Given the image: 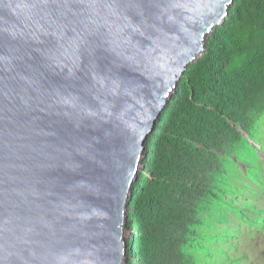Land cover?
I'll list each match as a JSON object with an SVG mask.
<instances>
[{
  "label": "water",
  "instance_id": "1",
  "mask_svg": "<svg viewBox=\"0 0 264 264\" xmlns=\"http://www.w3.org/2000/svg\"><path fill=\"white\" fill-rule=\"evenodd\" d=\"M233 1L0 0V264H125L145 140Z\"/></svg>",
  "mask_w": 264,
  "mask_h": 264
},
{
  "label": "trees",
  "instance_id": "2",
  "mask_svg": "<svg viewBox=\"0 0 264 264\" xmlns=\"http://www.w3.org/2000/svg\"><path fill=\"white\" fill-rule=\"evenodd\" d=\"M263 126L264 0H234L145 140L125 264H238L231 224L264 222Z\"/></svg>",
  "mask_w": 264,
  "mask_h": 264
},
{
  "label": "rangeland",
  "instance_id": "3",
  "mask_svg": "<svg viewBox=\"0 0 264 264\" xmlns=\"http://www.w3.org/2000/svg\"><path fill=\"white\" fill-rule=\"evenodd\" d=\"M261 141L262 150L264 151V126L261 132ZM259 199L260 200L257 199L255 202L264 206V190L262 191L261 198ZM231 226L239 229L235 234L236 237L239 238V241L237 244L238 248L234 246L231 248L229 245L225 246V249L229 254V259H231L234 254H236V256L240 254H247L250 264H264V231H259L257 226H250L249 224H245V222L240 224L232 223ZM222 258H224V256H222ZM221 264H227V262ZM238 264L247 263L241 259Z\"/></svg>",
  "mask_w": 264,
  "mask_h": 264
},
{
  "label": "clouds",
  "instance_id": "4",
  "mask_svg": "<svg viewBox=\"0 0 264 264\" xmlns=\"http://www.w3.org/2000/svg\"><path fill=\"white\" fill-rule=\"evenodd\" d=\"M246 136L247 137H249V134H246ZM251 142L253 143V144H256V146L258 147V150H259V154H261L262 155V158L264 159V156H263V154H264V151L262 150V142H256V141H254V140H252L251 139ZM241 164V166L245 169L246 168V166L248 165L247 163H243V162H241L240 163ZM244 166H243V165ZM258 204V203H257ZM259 206H262V207H264L263 205H260V204H258ZM245 224H249L250 226L251 225H254V226H257L258 227V230L259 231H264V222H261V223H258V221L257 222H255V224H250V223H247V222H245ZM241 227V226H240ZM238 228H236V230H235V234H236V232H238ZM233 240H234V244H235V246L234 247H236V248H238V241H239V238L238 237H236V235L233 237ZM231 248H233V246H231ZM241 255V259L242 260H244L247 264H250L249 263V261H248V255L247 254H240ZM243 257H246V260L245 259H243Z\"/></svg>",
  "mask_w": 264,
  "mask_h": 264
}]
</instances>
